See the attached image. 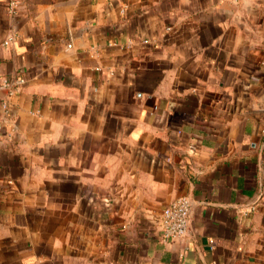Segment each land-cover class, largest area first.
<instances>
[{
  "label": "crops",
  "instance_id": "crops-1",
  "mask_svg": "<svg viewBox=\"0 0 264 264\" xmlns=\"http://www.w3.org/2000/svg\"><path fill=\"white\" fill-rule=\"evenodd\" d=\"M0 83V264H264V0H0Z\"/></svg>",
  "mask_w": 264,
  "mask_h": 264
},
{
  "label": "built area",
  "instance_id": "built-area-1",
  "mask_svg": "<svg viewBox=\"0 0 264 264\" xmlns=\"http://www.w3.org/2000/svg\"><path fill=\"white\" fill-rule=\"evenodd\" d=\"M23 83V77L16 78L13 91H17L18 87ZM1 85L2 84L0 83V86ZM189 214L190 200L186 195L178 196L166 206H164L159 218L161 239L164 241H169L186 234L188 230Z\"/></svg>",
  "mask_w": 264,
  "mask_h": 264
}]
</instances>
